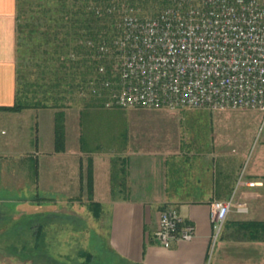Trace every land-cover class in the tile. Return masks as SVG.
I'll use <instances>...</instances> for the list:
<instances>
[{"label": "crops", "instance_id": "crops-1", "mask_svg": "<svg viewBox=\"0 0 264 264\" xmlns=\"http://www.w3.org/2000/svg\"><path fill=\"white\" fill-rule=\"evenodd\" d=\"M15 17L16 0H0V107L15 102ZM136 109L151 108L128 110ZM54 112L0 111V238L25 222L27 231L16 236L35 244L64 237L104 239L111 264H264V131L251 152L240 154L222 153L214 139L171 143L164 151L141 142H130L127 150L124 144L97 150L86 146L81 115L75 118L67 108L65 148L55 153ZM248 182L258 185L251 188ZM230 199V212L214 239L210 204ZM45 204L47 211L34 210ZM167 206L195 227V237L163 249L153 236ZM239 206L246 211L239 212ZM84 258L96 264L91 253ZM49 260L61 264L51 255Z\"/></svg>", "mask_w": 264, "mask_h": 264}, {"label": "built area", "instance_id": "built-area-1", "mask_svg": "<svg viewBox=\"0 0 264 264\" xmlns=\"http://www.w3.org/2000/svg\"><path fill=\"white\" fill-rule=\"evenodd\" d=\"M88 46L109 66L98 65L87 86L102 108L253 110L264 123V0H168L150 17L125 10L117 35ZM231 203L210 204L214 239ZM153 237L169 249L191 241L195 227L167 206Z\"/></svg>", "mask_w": 264, "mask_h": 264}, {"label": "rangeland", "instance_id": "rangeland-1", "mask_svg": "<svg viewBox=\"0 0 264 264\" xmlns=\"http://www.w3.org/2000/svg\"><path fill=\"white\" fill-rule=\"evenodd\" d=\"M30 50V43H23L18 48L17 54L21 72L27 82L26 100L29 103L35 98H40L43 91V87H38L43 82L36 79V68L32 65L33 58L42 60V55L40 51L33 55ZM70 108L75 111V118L77 114L81 115V133L87 141L86 146L95 147L97 150L122 144L127 150L130 142H141L145 146H154L155 149L164 151L163 147L171 143L178 145L188 140L208 142L214 139L218 141L222 153L229 150L240 154L251 152L264 131L260 113L253 110L215 112L205 115L199 111H187L188 109L85 108L82 106L80 96L74 97ZM90 108L93 110L90 111ZM48 209V205L45 204L34 210ZM25 224L23 222L15 227L14 232L27 231ZM16 233L0 238V264H53L51 260L47 262L49 255L55 257L61 264H92L85 261L87 252L94 255V263L111 264L104 239L95 235H92L88 242L83 237L76 242L64 237L63 242L43 243L37 248L35 243L29 241L30 237H18ZM39 252L46 254V257L44 259L43 256L39 257Z\"/></svg>", "mask_w": 264, "mask_h": 264}, {"label": "trees", "instance_id": "trees-1", "mask_svg": "<svg viewBox=\"0 0 264 264\" xmlns=\"http://www.w3.org/2000/svg\"><path fill=\"white\" fill-rule=\"evenodd\" d=\"M167 5L168 0H16L17 54L23 43H30L31 54L41 52L42 60L35 57L32 65L36 68V79L43 82L38 85L43 91L40 98L27 102V82L17 56L15 102L11 107H0V111L53 109L54 152L62 153L65 148V110L70 108L74 97L80 96L85 108L101 106L87 95V86L96 76L98 65L109 66L93 59V49L88 42H109L118 33L125 10L139 17H150ZM85 177L89 185V169ZM39 246L35 244V247Z\"/></svg>", "mask_w": 264, "mask_h": 264}]
</instances>
